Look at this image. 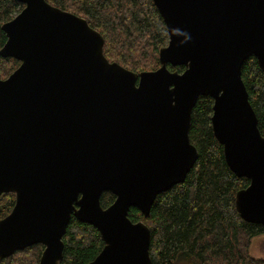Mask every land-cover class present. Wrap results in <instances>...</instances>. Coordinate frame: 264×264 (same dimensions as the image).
Here are the masks:
<instances>
[{"label":"water","instance_id":"water-1","mask_svg":"<svg viewBox=\"0 0 264 264\" xmlns=\"http://www.w3.org/2000/svg\"><path fill=\"white\" fill-rule=\"evenodd\" d=\"M15 1L22 9L1 25L0 56L19 64L0 79V195H15L0 219V259L39 243L38 264H59L73 216L103 239L86 264H151L150 229L128 211L147 216L194 167L189 127L200 96L213 99L227 166L249 181L236 210L264 227V136L241 78L251 56L264 72V0H152L168 41L159 67L138 73L105 57L85 18ZM104 191L115 196L105 208Z\"/></svg>","mask_w":264,"mask_h":264},{"label":"trees","instance_id":"trees-1","mask_svg":"<svg viewBox=\"0 0 264 264\" xmlns=\"http://www.w3.org/2000/svg\"><path fill=\"white\" fill-rule=\"evenodd\" d=\"M53 6L86 19L103 37V53L134 72L159 67L158 52L168 34L152 0H46ZM23 7L15 0H0V48L6 36L1 25ZM19 62L0 56V79L7 77ZM181 72L183 66H171ZM241 78L249 102L264 136V72L254 57L245 60ZM213 99L200 96L191 114L189 139L198 150V159L185 180L157 195L144 216L131 207L128 217L143 221L150 229L151 264H264V256L250 252L252 239L264 234V227L244 221L235 207V194L245 188L246 177L236 176L227 166L223 148L213 135L210 117ZM115 196L104 191L100 197L107 207ZM15 195H0V219L12 209ZM59 264H86L101 250L103 239L88 223L71 217L62 236ZM42 244H34L0 259V264H38Z\"/></svg>","mask_w":264,"mask_h":264},{"label":"rangeland","instance_id":"rangeland-1","mask_svg":"<svg viewBox=\"0 0 264 264\" xmlns=\"http://www.w3.org/2000/svg\"><path fill=\"white\" fill-rule=\"evenodd\" d=\"M250 252L254 256H264V234L252 239Z\"/></svg>","mask_w":264,"mask_h":264}]
</instances>
